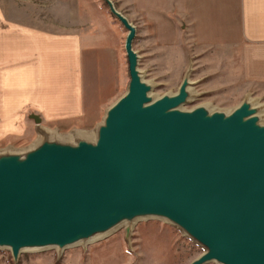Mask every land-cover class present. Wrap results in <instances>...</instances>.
Here are the masks:
<instances>
[{
	"label": "water",
	"instance_id": "obj_1",
	"mask_svg": "<svg viewBox=\"0 0 264 264\" xmlns=\"http://www.w3.org/2000/svg\"><path fill=\"white\" fill-rule=\"evenodd\" d=\"M127 30V91L105 111L92 139L51 137L0 153V248L65 249L105 238L130 222L161 218L204 248L191 264H264V121L250 98L231 112L192 97L187 74L159 97L140 72L137 27L103 0ZM128 223V225H125Z\"/></svg>",
	"mask_w": 264,
	"mask_h": 264
},
{
	"label": "rangeland",
	"instance_id": "obj_2",
	"mask_svg": "<svg viewBox=\"0 0 264 264\" xmlns=\"http://www.w3.org/2000/svg\"><path fill=\"white\" fill-rule=\"evenodd\" d=\"M1 1V0H0ZM137 27L134 48L140 55L139 68L145 80L153 85V95L162 96L178 91L181 81L188 74L191 82V98L184 108L204 105L221 110L237 107L250 97L264 107V96L255 91L237 93L230 84L228 62L198 61L196 50L187 41L175 40L174 33L163 36L158 25L142 21L132 0H112ZM11 9V15L35 26L69 27L80 33L84 43L85 124L63 129L59 125L43 126L57 132L53 138L75 142L80 133L92 139L105 117V110L122 96L128 88L129 73L125 51L127 30L108 10L103 0H2ZM162 26L165 33L167 26ZM185 42V43H184ZM264 113V112H263ZM264 119V118H263ZM83 121V120H82ZM21 135L0 137V153L25 151L38 144L39 129L34 119L23 123ZM8 125L2 126L6 128ZM11 129L18 126H9ZM62 127V128H61ZM68 138V139H67ZM122 226L110 235L88 244L64 250L25 251L17 262L10 250L0 248V264H191L204 248L185 235L174 224L149 218L137 221L132 227L129 241ZM206 264H219L215 261Z\"/></svg>",
	"mask_w": 264,
	"mask_h": 264
},
{
	"label": "crops",
	"instance_id": "obj_3",
	"mask_svg": "<svg viewBox=\"0 0 264 264\" xmlns=\"http://www.w3.org/2000/svg\"><path fill=\"white\" fill-rule=\"evenodd\" d=\"M1 1L0 137L21 135L32 113L63 129L88 125L80 33L16 20ZM132 5L145 23L167 26L165 33L155 27L163 36L172 31L177 43L192 45L198 61L230 63L237 93L264 96V0H132Z\"/></svg>",
	"mask_w": 264,
	"mask_h": 264
},
{
	"label": "bare ground",
	"instance_id": "obj_4",
	"mask_svg": "<svg viewBox=\"0 0 264 264\" xmlns=\"http://www.w3.org/2000/svg\"><path fill=\"white\" fill-rule=\"evenodd\" d=\"M156 97H157V96H156ZM251 99H252V98H251ZM254 100H255V99H253V101H254ZM256 104H257V102L255 103V105H256ZM257 105H258V104H257ZM259 105H261V104H259ZM183 108H184V107H183ZM210 108H211V111H214V110L217 109V108H214V107H210ZM186 109H187V108H186ZM191 109H192V108H191ZM233 109H235V108H233ZM233 109H231V110H225V111H227V112L229 113V112H231ZM220 110H221V109H220ZM263 112H264V107H263V105H261V115H262L261 117L264 118V113H263ZM263 121H264V119H263ZM48 132L50 133V135L52 134V135H58V136H60V137H65V136H63V135H59V134H58L57 132H55V131L53 132V131H51V130H48ZM52 135H51V137H53ZM79 136H85V134L80 133ZM40 137H44L43 134L40 133ZM67 139H68V138H67ZM16 151H17V150H16ZM135 224H136V223H134V222H130V225H131V226H133V225H135ZM125 225H128V223H125ZM101 235H103V234H100V235H98V236L96 235V236H94V238H92V239L89 240V241L94 242V241L100 240V239L103 238V237H101ZM83 244H85V245L87 244V243H86V240H85L84 242H81V245H83Z\"/></svg>",
	"mask_w": 264,
	"mask_h": 264
}]
</instances>
